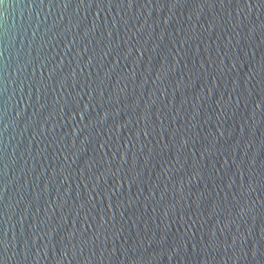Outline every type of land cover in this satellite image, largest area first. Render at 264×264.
Returning a JSON list of instances; mask_svg holds the SVG:
<instances>
[{"label":"water","instance_id":"1","mask_svg":"<svg viewBox=\"0 0 264 264\" xmlns=\"http://www.w3.org/2000/svg\"><path fill=\"white\" fill-rule=\"evenodd\" d=\"M0 264H264V0H4Z\"/></svg>","mask_w":264,"mask_h":264},{"label":"snow or ice","instance_id":"2","mask_svg":"<svg viewBox=\"0 0 264 264\" xmlns=\"http://www.w3.org/2000/svg\"><path fill=\"white\" fill-rule=\"evenodd\" d=\"M81 2H84V0H81ZM176 2L179 3V0H176ZM3 3H4V0H0V4H3Z\"/></svg>","mask_w":264,"mask_h":264}]
</instances>
